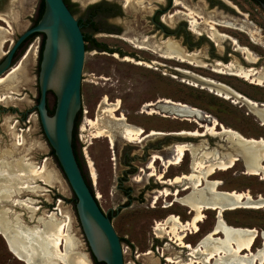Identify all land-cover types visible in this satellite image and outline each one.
Segmentation results:
<instances>
[{
	"label": "rangeland",
	"instance_id": "374dc122",
	"mask_svg": "<svg viewBox=\"0 0 264 264\" xmlns=\"http://www.w3.org/2000/svg\"><path fill=\"white\" fill-rule=\"evenodd\" d=\"M70 1L74 5V15L78 19L84 16V9L88 5L102 0ZM109 1L116 2V0ZM179 1H183V3L175 5L173 1L169 6L168 0H152L150 4L151 11L148 12L145 9L144 3L139 12L135 11V13H132L133 11H131L127 15H122L117 21L125 24V37L133 38V33L130 32L133 28H140L141 32H143L144 27L148 24V15H152L156 8H167L162 18L170 24L171 30L174 31L180 25L187 23L186 20L190 21V18L182 13L189 12L185 6H189L193 11H196L195 6L207 5L206 0ZM229 1L237 7L236 10L225 8L224 5L215 3L210 6L211 10L209 11L225 13L231 19H237L238 21L243 19L238 13L241 12L248 21L255 25L254 30H257L255 39L253 40L249 34L239 29L223 26H217V28L221 32L237 38L242 45L249 47L252 53L262 58L264 64V9L252 0ZM40 3L41 0L0 1V27L7 31V38L4 44L5 53L0 57V61L12 46L13 41L34 24L38 16ZM186 3L187 5H185ZM5 9H11L13 15H8V12H4ZM177 11L181 13L174 15ZM173 15L174 17L171 18L170 16ZM203 19V17L198 18L199 21ZM110 22L103 21L102 23L110 25ZM151 29L150 35L160 36V32H156L153 25ZM175 38L183 41L184 34L181 33L175 36ZM42 40L43 38L41 37L31 39L16 58L12 68L17 66H21V68L15 80L19 81L14 84L15 89L9 88L10 90H6L8 86L0 84V98H9L8 102L0 101V159H2L1 155H5L13 147L16 152L8 157L5 164L6 168L8 169L7 165L16 159L22 165L27 164L26 167H31L35 170V174L32 175V173L28 172L21 179L19 178L21 182H19V186H24L25 188L19 190L10 198L13 202H15V198L23 201L27 200V205L16 202V205H13L12 201L2 200L0 201V211L8 209L10 219L18 216L23 223L30 227L39 225L42 227L45 221H54L56 223L63 221L65 223L64 232L66 236L63 238L62 249H65L66 244L72 239L77 244V250L86 253L91 264H94L77 215L76 203L73 200L74 193L63 170L55 157L50 153L51 149L43 133L39 115L35 108L39 97L38 75L40 71L39 57ZM96 40L103 41L112 47H120L125 51L136 53L145 59L133 57L129 54L125 56L127 58L122 57L119 53H116L115 56L105 53L98 54L92 47L91 42H87L88 52L83 82L85 115L81 118L78 126L77 148L86 163V173L88 174L89 181L95 191L96 197L98 198L99 193L102 195L101 199L98 198L102 209L107 213H112L113 225L124 242L126 264L163 263L164 261L160 260V254H163V251L164 253L168 252L169 255L167 257H171V259H181L179 256L173 257L178 254V250L172 244L171 246L167 245L169 251L165 249L166 247L162 250L161 246L165 245L164 240L159 239L160 241L154 245V249L156 250L153 249V252L150 250H152L151 244L153 240H156L153 229L155 222L163 220L169 213L180 214L190 221V215L186 216L187 214L185 213L187 207L176 203L171 209L164 210L158 206L156 208L152 207L151 201L157 195L160 196L157 205L163 202L164 197L158 191L165 188L169 189V187L163 184L161 180H167L172 176L177 177L191 172L193 158L190 151L186 152L181 164L167 166V163L176 160L178 152L176 146L178 144L192 143L204 145L209 150H212L216 147L215 143L217 140L209 135L202 136V134H206V129L200 127L196 121L174 118L164 115V112L151 113L153 107H145L144 104L146 102L149 103L148 101L154 102L159 98L186 103L199 109L204 116L207 115L206 117L203 116V120H200L203 124L209 125L211 123L210 120L214 118L225 126L240 132L247 138L258 139L264 138V125L249 110L248 106L243 105L242 102L235 101V99L219 95L217 92L202 87L199 84L194 85V82L182 74L183 72H193L209 77L232 87L234 90L258 102H264V88L227 73H217L206 63L195 65L176 59H165L150 50H141L135 47L128 40H123L122 36L101 33L97 34ZM191 40L193 44L199 43L197 37L191 36ZM210 49L211 45L204 42L201 44L198 52L200 55L207 57ZM29 50H32L31 56L30 58H25ZM232 58L238 59L237 56H233ZM150 59L157 60L159 64L155 65L157 64L156 61L148 63ZM137 61L146 62L141 64ZM26 77L29 79L27 82L25 81ZM105 97L108 98L110 103L116 102L119 99V105L121 104L119 112H123L126 118H128L127 122L132 125L141 126L146 130L154 129V131L167 132L171 137H175L182 132H189V134L199 137H196L194 140L169 138L166 145L167 151H152L153 155L160 154L158 156H160L165 165L160 164L161 161H157L156 164L154 163L157 167V172L163 174L161 172L167 168V173L163 179H158L157 176L149 178L141 170L142 168L146 169L145 166L147 165L143 160L146 145H151L160 139H147L145 141L143 139V142L138 140L128 142V139L126 141V138L117 135L115 137V145L113 146L107 137H94L97 127L90 120H96L99 116L108 115V112L103 114L106 107L104 102ZM48 105L50 108L56 105L55 95L48 99ZM11 107L17 111H12ZM148 108H151V110ZM2 109H6L7 111ZM119 112H115L114 115L120 117L118 115ZM148 112L151 115H148ZM218 129L220 130V126ZM197 130L200 133H195ZM85 137H87L89 142L92 141V144L89 145V142L87 144L90 156L88 160L90 169L82 148ZM126 152H130L132 158L136 156V159L131 163L137 166L134 173H127L132 168L124 162ZM161 155L166 157L167 160ZM92 165H94V168ZM6 168L4 167V169ZM150 169V174H156L155 166ZM244 171L245 165L240 159L228 170H217L209 179L221 181L220 190L247 191L253 196L264 195V179L259 175L245 174ZM160 174H158L159 178H161ZM119 184H122L123 189L118 188ZM149 184H158L159 187L156 188L158 191H153L155 189L147 190L146 186ZM180 185L183 186L182 184ZM128 189H131L129 196L126 191ZM157 196L155 199H157ZM128 198H132L133 202H130L129 207L121 210L120 214L116 215V210L119 206L128 204ZM204 214L206 216L205 221L199 223L201 231L197 235L189 234L187 239H184L185 241L193 244L198 238L213 229L218 212L214 209H209L205 210ZM223 215L230 225L264 230L263 208L226 210ZM157 232L160 234V231ZM161 234H164V232L161 231ZM157 244H159V248ZM261 245L262 239L258 238L254 250ZM157 248L159 249V253L157 252ZM0 264H25L24 261L17 258L9 250L2 234H0Z\"/></svg>",
	"mask_w": 264,
	"mask_h": 264
},
{
	"label": "bare ground",
	"instance_id": "6f19581e",
	"mask_svg": "<svg viewBox=\"0 0 264 264\" xmlns=\"http://www.w3.org/2000/svg\"><path fill=\"white\" fill-rule=\"evenodd\" d=\"M126 1L129 6L136 5V1L143 3V0ZM181 2L183 3V1ZM181 2L175 0V5L181 4ZM185 5H187V3ZM185 7L189 10L188 14L191 18L192 28L197 32H202L201 24L210 23L211 30H208L209 35L215 41L227 38V35L221 34L215 29L216 23L227 27L238 28L247 32L253 40L255 39L257 30H254L253 25L247 21L238 23L236 22L237 20L230 21L227 19H213L210 15L212 12L208 11L207 14L210 16L208 15L207 17L204 16V14L202 15V11L205 10H202V6V8L200 6V8L197 7L198 10L196 11H193L189 6ZM11 12V9L8 10V15H10ZM197 15L204 18L201 23L196 21L195 16ZM6 38V29L0 27V57L5 53L4 44ZM130 41L135 46L151 50L162 57L189 62L190 64L195 65L202 64V62L196 58L195 54H187L183 51L178 42L173 39H169L161 44L151 39H130ZM235 42L237 43L236 39ZM242 49L247 54L249 60H255L256 55L248 48L244 47ZM31 51L32 50L28 51L25 58H30ZM20 68L21 66L14 67L11 71L9 70L10 72L6 75L1 76L0 84H6L9 88L12 87L11 89H13L14 84L19 82L15 80L18 72H20ZM236 68V72L239 76L245 79H250L257 84L264 85V73L258 74L254 70H245L240 66H236ZM214 70L221 73L233 72L232 66L230 65L227 67L218 66L214 68ZM203 78L211 80L206 77ZM25 81L27 82L29 79L26 77ZM196 84L197 83H194V85ZM223 86L226 88L225 85ZM209 89L225 96L226 98H235L237 101L246 98L247 101L243 100L244 102H252L251 100H248V97L243 96L233 88L229 89L231 91H228L227 88V90ZM0 101L8 102L9 98H0ZM104 102H106V107L103 114L108 112V115H103L102 117L99 116L96 120H90L91 123L97 127V132L94 137H107L113 146L115 145V137L117 135H121L131 141L140 140L144 134L142 127H135L128 124L126 116L123 113L120 117L114 115L115 112L120 109L119 101L116 103H109L107 98H105ZM159 102H162L163 104ZM145 107H153L151 113L164 112V115L172 116L174 118L196 121L200 127L206 129V134H202V136L209 135L213 138H219V141L215 143L216 147L212 150H209L208 147L204 145H195L191 143L178 144L176 146L178 151L176 160L167 163V166L181 164L187 151H190L193 158L191 172L188 174H182L171 180L172 183L182 184L187 189L190 188V192L185 196L181 197L180 190H177L174 194L176 195L175 201L188 207L191 210L190 213L193 214V217L187 223H184L178 218V216L170 217L166 221V224L171 223L170 233L176 238L175 240L181 245L189 247L191 253L188 259H170V261L175 264H264V230L230 225L227 223L223 215L226 210H235L238 208L264 209V195L260 194L253 196L247 191L220 190L219 186L222 182L209 179V177L217 170H228L240 159L244 162L245 174L259 175L264 179V138H247L240 132L225 126L214 118L210 120L211 123L209 125L203 124L200 120H203L202 118L204 115L199 109L179 101L176 102L171 99H160L157 102H149L145 104ZM251 111L257 115L258 119L264 124V105L261 109H252ZM219 126L220 130L218 129ZM154 132L155 131H152V133ZM195 133H200V131L197 130ZM177 135L194 136L189 134V132H182ZM242 144L251 148L250 151L245 150V156L239 155V153H236L235 151L227 153L224 151V149L228 148L227 145H230L233 148H238L241 147ZM252 147L256 149L252 150ZM9 150L5 155H1L2 159H0V201H12L10 198H12L19 190L25 188L23 185V187L19 186V178L21 179L22 176L28 174V172L32 173V175L35 174V170L31 167H26L27 164L22 165L16 159L7 165L9 167L7 169L5 164L8 157L16 152L13 147ZM159 158L160 156L157 155L152 160L150 165L151 168L154 167L155 161ZM92 166L94 168V165ZM4 167L6 169H4ZM160 177L163 178V174H160ZM170 194L171 191L168 189L160 193L162 196H168ZM98 198H102L100 193L98 194ZM14 201L16 203L27 205V200L23 201L15 198ZM15 202L12 201V204L16 205ZM209 209H214L218 212L217 220L213 229L195 247L191 244H186L184 241L186 237L185 232L188 229H191L192 232L200 230L199 223L205 221L204 211ZM9 213L8 209L0 211V229L5 233H8L7 240L10 244V248L20 260H26L29 258L31 264H40V262L43 264H91L88 255L82 253L80 249L81 252L77 250V244L74 240L70 239V242L67 241L68 243L66 244L65 249H62L64 242L63 238L66 236L64 232L65 223L63 221L58 223L54 221H45L42 227H40V225L30 227L23 223L17 216L15 218L16 228L14 229L11 225ZM157 224V230H162L163 226L161 223L157 221ZM258 238L262 239V245L254 250Z\"/></svg>",
	"mask_w": 264,
	"mask_h": 264
},
{
	"label": "water",
	"instance_id": "95a60500",
	"mask_svg": "<svg viewBox=\"0 0 264 264\" xmlns=\"http://www.w3.org/2000/svg\"><path fill=\"white\" fill-rule=\"evenodd\" d=\"M44 5V13L39 21L13 41L10 49L3 56L0 61V77L6 75L13 67L15 53L22 43L32 34L45 35L38 75L39 100L35 106L42 129L77 198L78 218L91 253L97 261L105 264H126L124 242L118 235L111 217L102 209L97 197L93 194L73 147L75 122L82 106V117L85 115L83 82L88 43H85L81 25L65 0H44ZM8 10L5 9L4 12ZM36 37L43 38L42 35ZM182 75L202 87L227 90L219 82L207 80L202 75L193 72H183ZM6 90H10L9 87ZM54 95L56 107L54 114L51 115L48 99ZM247 103L249 110L261 109V106L258 107L257 104ZM215 139L217 143L219 138L215 137ZM227 147L224 149L226 153L235 151L244 156L245 150L251 149L245 144L238 148L230 145ZM255 149L252 147V150ZM10 220L12 228L15 229V218ZM0 234L7 240V232L0 229ZM8 245L10 248L9 242ZM10 250L12 251L11 248ZM22 261L31 264L29 258ZM40 264L43 263L40 262Z\"/></svg>",
	"mask_w": 264,
	"mask_h": 264
},
{
	"label": "flooded vegetation",
	"instance_id": "af4514ba",
	"mask_svg": "<svg viewBox=\"0 0 264 264\" xmlns=\"http://www.w3.org/2000/svg\"><path fill=\"white\" fill-rule=\"evenodd\" d=\"M173 1H174V4H175V0H168V5L170 6ZM252 1L254 3L258 4L259 6H261L264 9V0H252ZM206 2H207V5H205V6L201 5L203 8L200 6L202 8V10L205 9L204 11L200 10V11L203 12L202 15L206 13L204 16H208L209 15L207 13H208L209 10H211L210 9V6L211 5H214L215 3H217L219 5H224L225 8H230L232 10H236L237 9V7L234 4H232L229 0H206ZM144 3H145V6H144L145 9L148 12L151 11V5H150L151 4V0H143V3L136 1L135 2L136 5H134V6H129L128 5V2L126 0H116V2L115 1L114 2H111L109 0H102V1H99V2H96V3H93V4H90V5H88L84 9L85 10L84 16L81 17L82 18V25L80 24L81 25V29H82V32L84 33V36L85 35H88L89 36V40L88 41L91 42L92 47L96 50V52L98 54L99 53H102V54L105 53V54H109V55L115 56L116 53H119L122 57L128 56L127 54L132 55L133 57H138V58L140 57L136 53H132V52L125 51V50H123L120 47H112V46L107 45L103 41L96 40L97 34H101V33L111 34V35L114 34V35L122 36V39L123 40H125V41L128 40L129 42H131L130 39H136V40L151 39V40H154L157 43H160L161 44V43H164V42L168 41L169 39H173L174 41L176 40L178 42V44L183 49V51H185L187 54H195L196 55V58H198V60H200L204 64L205 63L206 64H209L211 66V68H213V70H214V68H216L218 66L227 67L228 65H230V66H232V69H233L232 71L233 72L227 73L228 75L242 78V79H244L246 81H249L252 84H256V85L261 86V87L264 88V85L257 84L255 82H253L252 80L245 79V78H243V77H241V76H239L237 74V72H236V69H237L236 66H240L241 68H243L245 70H254L258 74L264 73V64H263L262 58L261 57L259 58L257 55H256V58H255L254 61L249 60L247 54L243 51L242 48L246 47L251 52H252V50L249 47H247L246 45H242L237 38L232 37L231 35H228L226 33H223V32H221L217 28V26H223V27H227V26H224V25H221V24H218V23L215 24L216 25L215 26V29H217L219 31V33L227 35V38H223L222 40L220 39L218 41H215L209 35V31L208 30H211L210 23H207V24L203 23L204 25L201 24L202 26L201 25L200 26L202 27V32H197V31H195L192 28L191 18H190V15L188 14V12H182L183 15L187 16L188 18H190V21L189 20H186V22L188 24L187 23L182 24L176 30L172 31L170 24H168L167 22H165V20L162 18V16L166 13L167 8H165V9L164 8H156L154 10V13L152 15L151 14L148 15V24L146 25V27H144L143 32H141V29L140 28H133V30H131L130 32L133 33V36L134 37L133 38L125 37L124 34H125V31H126V26H125V24L120 23L117 20L122 15H127V14L131 13V11H133L132 13H135V11L136 12H139L140 9H141V7H142V5ZM93 5H97V7L96 8H91ZM197 7L200 8L199 6H195L194 8H196V10H198ZM209 12H212L210 15L212 16L213 19H218V20H220V19H227V20H230V21H234V20L236 21L237 20V19H231L228 15H226L225 13H222V12H219V13L218 12H215V11L214 12L213 11H209ZM91 13H95V16L94 17H91L90 16ZM179 13H181V12L180 11H177L176 14H174V15H178ZM238 13L243 17V19H241L240 21L237 20L236 22L239 23V22H242V21H247V22L251 23L253 25L254 29H255V25L252 22L248 21V19L245 17L244 14H242L241 12H238ZM174 15L173 16H170V17L172 18V17H174ZM192 16H194V15H192ZM199 17H201V16L197 15L196 21L201 23L202 20L199 21L198 20ZM103 21H111L110 22L111 24L110 25L103 24L102 23ZM152 25L155 27L156 32H160V36L159 35H154V36L150 35L151 32H152V29H151V26ZM227 28H232V27H227ZM235 29H238V28H235ZM243 32L244 33H247L245 31H243ZM181 33L184 34L183 41H180L179 39L177 40L175 38V36H178ZM191 36L197 37L199 39V43L193 44V41L191 40ZM235 39L237 40V43L235 42ZM30 40L31 39H27L24 43L21 44V46L19 47V49L15 53V57L13 59V62H15L16 58L18 57V55L24 50V48L26 47V45L28 44V42ZM88 41H85V43L88 42ZM204 42H207L208 44L211 45V49L208 51L209 55L207 57L200 55L199 52H198V49H200L201 44L204 43ZM135 47H137V46H135ZM137 48H139V47H137ZM139 49L143 50L144 48H139ZM194 50H197V51H194ZM233 56H237L238 59H233L232 58ZM125 58H127V57H125ZM140 58L142 59L143 57H140ZM163 58L167 59L166 57H163ZM143 59H145V58H143ZM154 61L157 62V64H155V65H158L159 64V62L157 60H155V59H150L148 61V63L154 62ZM137 62L138 63L140 62L141 64H143V62H146V61H137ZM217 73H219V72H217ZM233 73H235V74H233ZM101 77L103 78V76H101ZM203 77H205V76H203ZM206 78L211 79L209 77H206ZM211 80H213V81H215L217 83L219 82V81H216L214 79H211ZM219 83H221V82H219ZM221 84L225 85L226 88L228 89V91H231L229 89L232 88V87H230V86H228V85H226L224 83H221ZM242 95L245 96V97H247L244 94H242ZM105 98H107V97H105ZM160 99L163 100L164 98H159L158 100H160ZM229 99H235V98H229ZM158 100H155L154 102H157ZM243 100H246V98H243L242 100L239 99L238 101L239 102H242L243 105H246L247 106V103L245 104V102H243ZM248 100H251L252 102H254V103L250 102L252 104H257L258 106H261V108L264 105V102H258V101L252 100L249 97H248ZM107 101H108V98H107ZM235 101H237V100H235ZM116 102H112V103H116ZM148 102H151V101H148ZM159 103H162V102H159ZM105 104H106V102H105ZM82 105H83V101H82ZM144 105H143V108H144ZM119 108L121 109V104L119 105ZM148 109L151 110V108H148ZM2 110L7 111L6 109H2ZM11 110L12 111H17L13 107H11ZM119 110H117L116 112H119ZM250 110H252V109H250ZM82 112H83V106H82ZM142 112H143V110H142ZM149 112H148V115H151V114H149ZM122 113L123 112H119L118 115L121 116ZM81 117H82V114H81ZM126 119L128 120V118H126ZM260 123L262 124L261 121H260ZM128 124H130V123H128ZM130 125H132V124H130ZM262 125H264V124H262ZM133 126H135V125H133ZM135 127H141V126H135ZM152 131H154V129H148V130L143 129L144 134H143L142 138L140 140H138V141L143 142V141H145L147 139H160L158 142H153V144H151V145H146V150H145L146 152H145V155L143 157V160H144V162L147 163V165L145 166L146 169H143L142 168L141 170H143L144 171V174L147 177H149V178H152L154 176H157L158 179H163V178L166 177L167 168H165L161 172V173H163V178H159L158 174H160V173L157 172L156 165H154L155 166L156 174H154V175L153 174H150L151 173V169H150L151 167L149 168V163H150L151 159L155 155H160V154L153 155L152 154V151H159V150H165V151H167L166 145H167V140L169 138H177V139L187 138V139L194 140L195 137L194 138H193V136L184 137L182 135H176V134H175L176 135L175 137H171L170 135L167 134V132L155 130V132L152 133ZM125 140L128 141L127 139H125ZM130 141L131 140H129L128 142H130ZM88 142L89 141H88L87 137H85V140H83L84 146L82 148H83L84 157L86 158V162H87L88 167H89V161L88 160H89V157L90 156H89L88 150H87V148H88V145H87ZM90 144H92V141L89 142V145ZM78 155H79V159H80V163H81L82 172H83V174H84V176H85L88 184L92 187V185H91V183L89 181L88 174L86 173V163H85L82 155L80 154L79 149H78ZM161 156L164 157L163 155H161ZM114 158H115V155H114ZM164 158L167 160L166 157H164ZM135 159H136V156H133V158H132L130 152H126L125 153L124 162L129 167L132 168L130 170V172H127L128 174L134 173L136 171V167L137 166L131 164L132 161L135 160ZM157 161H161L160 164L164 165L163 161L160 158H159V160L157 159L155 161V164H156ZM89 169H90V167H89ZM90 172H91V170H90ZM149 174H150V176H149ZM173 177L175 178V176H172L171 178L169 177L170 179L161 180L163 184L168 185V187H169L168 190L171 191V194L169 196H171V197H169V196H163L164 197L163 202L160 203L159 205H157L158 204V200H159V198H158L159 196L156 195L157 196V199H155V197H156L155 196L152 199V201H151V206L152 207H155L156 208V206H158V207H160V208H162L164 210L171 209L176 203H179V202H176L175 201L176 195L174 193L177 190H180L181 197L187 195L190 192V188L187 189L185 186H181L180 184H173L171 182V180L174 179ZM118 186H119L118 187L119 189H123L122 184H119ZM146 187H147V190H149V189H155L153 191H158L156 188H158L159 186H158V184H149ZM92 189H93V187H92ZM166 189L167 188H165L163 190H160L158 192L161 193L162 191H164ZM93 191H94V189H93ZM126 191L128 192L127 195L129 196L131 194V189H128ZM94 193H95V191H94ZM97 200H98V198H97ZM130 202H133V199L132 198H128V204L127 205H125V206H119V208L116 210V215L120 214L121 210L129 207ZM179 204H181V203H179ZM182 206H184V205H182ZM190 211L191 210L187 207V209L185 210V213L187 214L186 216L190 215L189 217H190V219H192L193 214L191 216ZM107 214H108V216L111 217V219L113 218L112 213H107ZM174 216H178V218L181 219V220L183 219L182 221L184 223H187L188 222V220L185 219L180 214H171V213H169V214L166 215V217L163 220L158 221L159 223H161V222L164 221L163 223L166 225V226H163V229H162L163 232H164V234H161V231L162 230H159L160 231V234H157L158 233L157 232L158 230L155 229V226L157 225V221H156L155 222V225L153 226L154 235H155V239L156 240L155 241L153 240V242L151 244L152 250H150V251L153 252L154 250H156V249H154L155 243H158L160 240H164L165 245L164 246H161L162 250H164V247H166L165 249L168 250L169 247H167V245L169 244L171 246V244H172V246L175 247V249L178 250V254L174 255L173 257L175 258L176 256H179L181 259H177V260H183V259L185 260V259H188L190 257L191 249L189 247H187V246H183L180 243H178V241L175 240L176 238H174L173 234L170 233V227H171L170 224L171 223H167L166 224V221L170 217H174ZM205 218H206V216H205ZM200 231H201V227H200V230L195 231V232H192L191 229H188L185 232V234H186L185 239H187V237H188L189 234L190 235H193V234L197 235ZM208 233H206L202 237L198 238L193 244L190 243V242H187L185 240L184 241H185L186 244H191L193 247H195L197 244H199V242L203 238H205L207 236ZM6 243L8 245L7 240H6ZM157 246L159 248V244H157ZM8 247H9V245H8ZM88 247H89V245H88ZM158 248H157V252L159 250ZM9 250H10V248H9ZM89 250H90V247H89ZM90 253H91V250H90ZM168 255H169V253L168 252L167 253H164V251H163V254L162 253L160 254V256H161L160 260L161 261L162 260L164 261L163 263L160 262V264H174V262H171L170 261L171 257H167ZM91 256H92L93 263L95 264L92 253H91Z\"/></svg>",
	"mask_w": 264,
	"mask_h": 264
},
{
	"label": "trees",
	"instance_id": "16d2710c",
	"mask_svg": "<svg viewBox=\"0 0 264 264\" xmlns=\"http://www.w3.org/2000/svg\"><path fill=\"white\" fill-rule=\"evenodd\" d=\"M65 2H66V4L68 5V7L70 8V10L72 11V13L74 14V9H73V3L70 1V0H65ZM97 7V5H93L91 8H96ZM44 9H45V5H44V0H41V3H40V7H39V12H38V16H37V18L35 19V21H34V24H36L38 21H39V19L41 18V16L43 15V13H44ZM90 16L91 17H94L95 16V13H91L90 14ZM78 21H79V23L82 25V18L80 17V18H78ZM39 35H42L43 36V40H42V43H41V48H40V57H39V61L41 62V60H42V53H43V49H44V44H45V35L44 34H42V33H35V34H32L28 39H33L34 37H36V36H39ZM89 40V36L88 35H85V41H88ZM40 62H39V65H40ZM38 100H39V97H38ZM55 107H56V105L53 107V108H50L49 107V113L52 115V114H54V111H55ZM81 114H82V109L80 110V112L78 113V116H77V118H76V122H75V127H74V135H73V147H74V150H75V154H76V156H77V159H78V161H79V164H80V166H81V163H80V159H79V155H78V148H77V139H78V126H79V122H80V119H81ZM43 133H44V131H43ZM46 137V136H45ZM47 139V138H46ZM48 141V140H47ZM49 143V142H48ZM49 146H50V144H49ZM50 153L55 157V159H56V161L58 162V164H59V166L61 167V165H60V163H59V161H58V159H57V157H56V155H55V151H54V149L50 146ZM62 169V168H61ZM90 186V185H89ZM90 188H91V190H92V192H93V194L95 195V193H94V191H93V189H92V187L90 186ZM74 202L75 203H77V198H76V196H75V194H74ZM77 211V210H76ZM121 240H123L122 238H121ZM93 258H94V262H95V264H105V263H103V262H99V261H97L96 260V258L93 256Z\"/></svg>",
	"mask_w": 264,
	"mask_h": 264
},
{
	"label": "built area",
	"instance_id": "2783aa9c",
	"mask_svg": "<svg viewBox=\"0 0 264 264\" xmlns=\"http://www.w3.org/2000/svg\"><path fill=\"white\" fill-rule=\"evenodd\" d=\"M163 222H161V225L162 226H165V224H162ZM158 228V224L155 226V229H157ZM159 231V230H158Z\"/></svg>",
	"mask_w": 264,
	"mask_h": 264
},
{
	"label": "crops",
	"instance_id": "0c3cea01",
	"mask_svg": "<svg viewBox=\"0 0 264 264\" xmlns=\"http://www.w3.org/2000/svg\"><path fill=\"white\" fill-rule=\"evenodd\" d=\"M13 15V13H11Z\"/></svg>",
	"mask_w": 264,
	"mask_h": 264
}]
</instances>
